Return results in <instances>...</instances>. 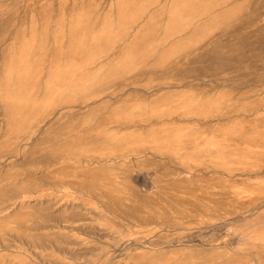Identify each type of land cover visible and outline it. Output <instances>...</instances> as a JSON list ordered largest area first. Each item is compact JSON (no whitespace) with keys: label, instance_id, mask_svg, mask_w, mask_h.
I'll return each mask as SVG.
<instances>
[{"label":"rangeland","instance_id":"rangeland-1","mask_svg":"<svg viewBox=\"0 0 264 264\" xmlns=\"http://www.w3.org/2000/svg\"><path fill=\"white\" fill-rule=\"evenodd\" d=\"M0 264H264V0H0Z\"/></svg>","mask_w":264,"mask_h":264}]
</instances>
